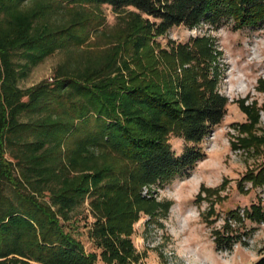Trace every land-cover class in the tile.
Here are the masks:
<instances>
[{
  "label": "trees",
  "instance_id": "1",
  "mask_svg": "<svg viewBox=\"0 0 264 264\" xmlns=\"http://www.w3.org/2000/svg\"><path fill=\"white\" fill-rule=\"evenodd\" d=\"M104 4L119 15L107 35L111 47L82 51L99 19L91 8ZM0 17V264H97V254L65 228L87 197L98 216L89 237L102 259L140 262L132 224L142 212L165 217L172 205L144 198L143 188L189 178L207 159L198 145L228 104L216 91L215 66L211 76L209 39L170 54L182 69L197 63L182 80L160 68L149 39L204 22L259 26L264 0H0ZM58 51L66 60L50 80L20 87ZM242 108L258 122L252 107ZM171 133L188 143L180 154ZM247 178L264 185V169ZM238 212L230 217L241 221ZM246 216L264 222V209L254 205ZM225 226L215 232L216 252H232L238 242Z\"/></svg>",
  "mask_w": 264,
  "mask_h": 264
},
{
  "label": "rangeland",
  "instance_id": "2",
  "mask_svg": "<svg viewBox=\"0 0 264 264\" xmlns=\"http://www.w3.org/2000/svg\"><path fill=\"white\" fill-rule=\"evenodd\" d=\"M91 9L99 19L89 25V38L80 50L98 54L111 47L107 35L119 26V15L105 4ZM233 24L230 21L214 28L204 22L193 29L174 26L149 39L160 68L173 75L177 72L179 80L185 76V68L196 67L197 63L182 69L178 58L170 54L182 46L196 49V39H209L216 58L211 76L216 71V91L228 104L222 123L198 145L207 159L197 164L189 178L175 179L164 187L143 188L144 198L172 205L165 217L142 212L132 224L129 238L141 258L135 264H256L264 256V222L246 216L254 205L264 209V185L255 186L247 178L264 169V92L260 91V82L264 81V23L240 29ZM65 60L66 55L58 51L33 67L20 87L28 89L50 80ZM242 104L252 107L257 123ZM168 141L177 154L188 144L174 133ZM91 200L87 197L72 213L65 228L88 253L97 254V264H108L102 259V250L89 237L98 217ZM232 211H239L241 221L230 217ZM227 221L231 226L229 233L238 237V242L232 252H216L215 232H223Z\"/></svg>",
  "mask_w": 264,
  "mask_h": 264
}]
</instances>
